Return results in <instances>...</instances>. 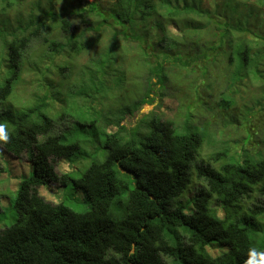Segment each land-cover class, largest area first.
<instances>
[{"label":"trees","instance_id":"obj_1","mask_svg":"<svg viewBox=\"0 0 264 264\" xmlns=\"http://www.w3.org/2000/svg\"><path fill=\"white\" fill-rule=\"evenodd\" d=\"M42 2L0 30V178L2 151L32 169L15 221L0 228V264H245L250 249L264 254V155L197 160V126L233 107L243 85L252 100L253 88L264 91V0ZM190 91L202 116L189 106L183 122L150 112L124 124ZM101 148L103 160L81 174ZM195 177L202 186L181 202ZM43 186L63 188L65 200H49ZM70 188L87 211L66 203Z\"/></svg>","mask_w":264,"mask_h":264},{"label":"rangeland","instance_id":"obj_2","mask_svg":"<svg viewBox=\"0 0 264 264\" xmlns=\"http://www.w3.org/2000/svg\"><path fill=\"white\" fill-rule=\"evenodd\" d=\"M7 1H13L14 4L15 2H18V0H0V30L2 28H5V26L12 27L16 25L17 18L24 19L31 11L32 4L37 0H25L23 2H20V4H13L11 6L8 5ZM47 1L48 0H43V6H47ZM57 6L60 7L61 5L58 4ZM19 7H21V11L18 10ZM11 39L12 37L8 36V40ZM1 45L2 42H0V46ZM85 57L86 56L80 57L79 61L82 63L85 62ZM155 61L156 57H153V62L155 63ZM197 63H200V61L197 60L195 64L198 65ZM128 65H130V63ZM133 67L134 65L131 66V69H133ZM27 71L32 76L34 75L32 66H29L28 64L26 65V72ZM32 76L27 75V80L30 81L31 78H33ZM149 79L150 84L156 81V77L153 74H150ZM197 84H199V81ZM32 86L33 84L27 83L25 85V90H31ZM243 86L244 87H242L237 92V96L235 97L236 104L233 107L226 111L214 112L212 114L209 125L197 126L198 131L203 135L204 141L200 153L198 154L197 160L199 159L208 161L209 156L212 153L216 154L223 151H228L231 154L227 159H231L233 154L235 158H237L241 154L243 156H248V158L253 161H256L261 157V155H264V100H262L261 103L259 100L264 99V91L259 87L253 88L252 92L250 93H253L258 98L256 99L258 101H256L247 96V90H244L247 89V85ZM200 88L202 90L201 92L205 93L203 91L204 87ZM157 90V88H154V91L150 94L149 98L154 99V97L157 95ZM27 94L28 93H24L23 97H27ZM194 97L195 99H198L196 92L192 93V91H190L187 94L182 93L181 95H178V97H165L162 100H159L160 102L154 101L150 104H146L142 108H140V110L134 116L130 117L127 121H124V124L128 125V127L136 126L137 124H139L141 119L147 116V114L150 112H154L164 119L170 118L175 119L178 122H183V119L187 114V108L189 106L197 107L194 103ZM254 104L259 105L254 106V114L248 115L247 107ZM199 108H201V106H199ZM199 108L197 107V109L195 110V114L198 116H202ZM204 121H206L205 117H201L197 120L199 124H202ZM193 123L195 124V120H193ZM90 148H93L92 144L90 145L89 149ZM2 152L3 154L1 156L3 164L5 166V173H3L4 175L2 174V177L0 178V191L1 194L6 198H0V205L2 208L0 219L3 220L0 223V228L4 225H10L15 221L14 218L16 217H14L13 215L15 213L12 209V203L16 198V191L21 180L24 179V177L30 176L32 172L31 163L29 161H26L24 158H10V156L6 152ZM100 154L101 155H98L99 160H93L92 157L87 158V161L84 162L82 166L81 174L88 169L91 162L103 160L105 155V150L103 148L100 149ZM199 160L198 162H200ZM220 163L222 162H219V164ZM63 166L65 168H68L69 163H64L62 165V169ZM201 186L202 181L198 180L195 177L194 183L190 186L189 190L183 194V196L180 198V201L185 203L189 198L194 197ZM54 192L55 191H52L50 189V186H43L41 188V193L49 200H53L55 202L65 200L63 199V188H59L58 190H56V196L54 195ZM68 192L69 194L67 195L66 203L70 207H72L76 211L81 212L87 211L89 209V204H85V199L82 193H77V191L72 188L68 189ZM57 195L60 197V199H58ZM7 197L10 198L9 202ZM241 206L243 209L247 206V203H243Z\"/></svg>","mask_w":264,"mask_h":264},{"label":"clouds","instance_id":"obj_3","mask_svg":"<svg viewBox=\"0 0 264 264\" xmlns=\"http://www.w3.org/2000/svg\"><path fill=\"white\" fill-rule=\"evenodd\" d=\"M7 139H8V135H7L6 131H5V127L3 125H0V140L7 141ZM23 158L26 161H28L26 157H23ZM249 255H250L251 258L246 260L245 264H256L257 255H261V257H262L261 264H264V254L258 253L256 251V249H250L249 250Z\"/></svg>","mask_w":264,"mask_h":264}]
</instances>
